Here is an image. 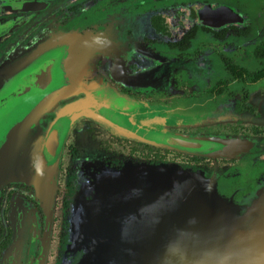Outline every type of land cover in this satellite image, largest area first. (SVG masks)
Segmentation results:
<instances>
[{
	"label": "flooded vegetation",
	"instance_id": "obj_1",
	"mask_svg": "<svg viewBox=\"0 0 264 264\" xmlns=\"http://www.w3.org/2000/svg\"><path fill=\"white\" fill-rule=\"evenodd\" d=\"M69 36L78 60L66 68L68 81L51 66L39 78L42 87L53 83L42 100L45 129L68 107H87L91 94L114 110L128 104L161 113L169 133L245 141L244 150L233 158L189 155L122 135L81 110L69 127L54 204L46 207L32 186L2 189L0 264L14 235V199L41 228L33 254L25 247L15 256L19 264H60L74 195L99 167L175 163L210 174L264 166V0H0V84L25 56Z\"/></svg>",
	"mask_w": 264,
	"mask_h": 264
},
{
	"label": "water",
	"instance_id": "obj_2",
	"mask_svg": "<svg viewBox=\"0 0 264 264\" xmlns=\"http://www.w3.org/2000/svg\"><path fill=\"white\" fill-rule=\"evenodd\" d=\"M57 42L23 57L12 77L0 84V199L6 185L21 183L35 188L46 207L54 204L69 127L76 115H83L81 110L122 135L155 146L206 158L239 154L240 141L175 135L164 130L161 113L128 104L114 110L91 94L87 107H68L45 129L42 100L52 93L53 83L42 87L39 78L51 66L61 70L64 84L66 68L78 60L71 36ZM234 169L208 177L173 163L99 167L93 182L74 195L61 263L264 264V169L251 170L255 177L243 171L241 181ZM24 209L14 199V235L1 264H19L15 256L25 247L32 253L38 242L41 228ZM47 255L42 249L39 259L45 262Z\"/></svg>",
	"mask_w": 264,
	"mask_h": 264
},
{
	"label": "rangeland",
	"instance_id": "obj_3",
	"mask_svg": "<svg viewBox=\"0 0 264 264\" xmlns=\"http://www.w3.org/2000/svg\"><path fill=\"white\" fill-rule=\"evenodd\" d=\"M240 1V0H239ZM219 137V136H218ZM225 139V138H224ZM240 142H245V141H240ZM244 149L243 148H241L240 150H239V153H241L242 151H243ZM237 155H239V154H237ZM237 155H235V156H233V157H236ZM232 157V158H233ZM173 164H175V163H173ZM176 165H179V164H176ZM181 166V165H180ZM183 167V166H182ZM261 167H263V168H260V167H258V166H248V165H242L241 167H236L235 169H234V171L236 172V173H240V175H239V178H238V181H241L242 179H245L246 178V175L245 174H241L243 171H245V170H250V175H251V177H255V172H253V171H257V170H259V169H264V166H261ZM184 168H186V167H184ZM251 168V169H250ZM189 169H192V168H189ZM226 169V168H225ZM192 170H194V169H192ZM224 169H222V170H214V171H212L210 174H207L206 172H204V171H202V170H195V171H202V172H204L208 177L209 176H211V174L213 173V172H216V171H223ZM251 170H253V171H251ZM11 184V183H10ZM63 261V259H61V261H60V264H62L61 262Z\"/></svg>",
	"mask_w": 264,
	"mask_h": 264
}]
</instances>
